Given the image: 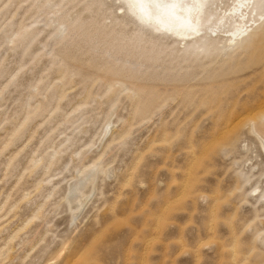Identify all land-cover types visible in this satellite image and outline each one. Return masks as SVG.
<instances>
[{
  "label": "rangeland",
  "instance_id": "374dc122",
  "mask_svg": "<svg viewBox=\"0 0 264 264\" xmlns=\"http://www.w3.org/2000/svg\"><path fill=\"white\" fill-rule=\"evenodd\" d=\"M256 19L184 47L115 0H0V264H264Z\"/></svg>",
  "mask_w": 264,
  "mask_h": 264
},
{
  "label": "bare ground",
  "instance_id": "6f19581e",
  "mask_svg": "<svg viewBox=\"0 0 264 264\" xmlns=\"http://www.w3.org/2000/svg\"><path fill=\"white\" fill-rule=\"evenodd\" d=\"M115 2L119 4V10L123 14L129 13L141 25L148 26L155 32L169 34L174 43L184 47H191L206 40L213 41L214 34L215 38L225 40L228 48L239 46L254 36L253 27L256 17L260 18L256 19L260 22L259 25L264 24V0H115ZM254 12L255 19L252 17ZM259 118L264 121V111L259 114ZM251 128L264 145V123L254 124ZM97 173L91 171L89 175L85 174L87 176L78 179L70 189V194L79 192L78 205L83 206L87 200L83 190L88 185L94 187ZM183 184L185 185L181 192L187 189L186 182ZM64 248L67 249V246ZM233 250L235 249L232 248Z\"/></svg>",
  "mask_w": 264,
  "mask_h": 264
}]
</instances>
